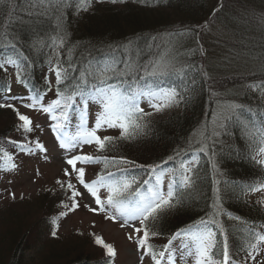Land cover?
I'll use <instances>...</instances> for the list:
<instances>
[{"label":"trees","instance_id":"1","mask_svg":"<svg viewBox=\"0 0 264 264\" xmlns=\"http://www.w3.org/2000/svg\"><path fill=\"white\" fill-rule=\"evenodd\" d=\"M30 2L32 0H5L0 4V58L12 56L22 66L28 65V76L38 88L43 87L49 68L57 63L64 68H68L69 63L83 68L88 64L110 63L113 55L123 60L136 53L140 62L147 63L168 52L174 57L172 63L177 69H186L183 77L173 73L146 78L153 89L160 84L187 91L186 104L181 103L165 116L150 117V130L146 134L116 141L100 154L122 155L137 163L153 164L180 151L181 156L176 160L162 165L165 171L178 168L180 160L186 163L196 159L195 189L184 193V205L178 213L168 215L157 225L156 230L163 232L162 237L151 241L157 249L166 243L172 232L195 224L201 218H215L223 224L233 250L240 249L250 228L264 232V205L251 202L247 197L251 193L249 186L264 183V166L252 159L259 148L264 147V92H253L248 87L264 83V53L261 51L264 0H247L241 11L235 12L227 5L218 6L220 10L215 17H223L226 10L230 40L222 43V52L218 51L221 52L220 63L209 66L206 63L202 68L193 55V44L197 27L217 8L208 6L210 0H125L117 4L66 0L44 16L36 15L35 10H31L33 15H27ZM58 17L61 30L56 27ZM61 39L63 47H59ZM13 43L15 48L7 46ZM117 45H128V49L113 52ZM231 64H237L239 71H232ZM72 74L79 75L78 72ZM3 75L0 72V76ZM14 89L25 91L19 86ZM231 103L252 111L243 112L240 122L229 120L225 128H216L218 118L222 112L227 114L225 109ZM7 113L0 110V118ZM69 115L74 125L77 114L69 110ZM10 123H0V137L12 135L15 138L16 135L8 131L12 130ZM213 130L221 134L205 139ZM202 144L207 145V154L199 151ZM131 171L147 178L139 169ZM217 180L220 182L215 185L220 189L218 204L213 194ZM28 202L16 212L9 208L10 204L0 208V264H104L103 250L84 237L77 239L74 245L62 244L60 248L55 247L60 245L57 243L60 238H39L41 245L35 247L43 251L28 258L27 246L34 241L36 244L34 230L39 223L56 217L59 201L48 192H40ZM182 239L174 241V247H178ZM94 246L103 256L96 254Z\"/></svg>","mask_w":264,"mask_h":264},{"label":"snow or ice","instance_id":"2","mask_svg":"<svg viewBox=\"0 0 264 264\" xmlns=\"http://www.w3.org/2000/svg\"><path fill=\"white\" fill-rule=\"evenodd\" d=\"M4 2L5 0H0V4ZM65 2L66 0H59V3H53V0H32L28 4L30 11L26 14L33 15L31 10H35L36 15L44 16L50 9L58 8ZM87 2L88 0H81L82 4ZM94 2L117 4L124 3L125 0ZM220 7L214 8L210 15L215 17ZM56 27L58 30L62 29L59 17ZM7 46L16 47L14 43ZM63 46L64 40L61 39L59 47ZM120 48L127 50L128 45H117L113 52ZM261 51L264 53V46H261ZM173 59L171 53L165 52L143 63L139 61L138 54L134 53L123 60H118L113 55L110 63L95 66L88 64L83 68L71 63L68 68H64L57 63L49 68V72L54 74L55 83L45 76L43 87L38 88L28 76V65L22 66L12 56L0 58V72L4 74L0 76V110L13 116L12 131L16 134L15 138L0 137V172H19L22 164H18L16 160L21 155L46 162L55 158L62 161V177L54 179L53 187L43 189L57 197V207L61 209L50 220L48 235L54 240L60 238L58 221L82 207L89 213L102 215L103 219L118 223L121 229H129L126 239L135 245L138 264H143L145 258H149L151 264H175L177 257L181 260L185 257L194 258V264H264V232L250 228L240 249L233 250L227 231L215 218H201L195 224L178 228L159 249L151 243L154 238L163 236L162 231L156 230L157 225L168 215L178 213L184 205V193L195 189L194 163L187 165L180 160L179 167L172 170L170 177L162 166L181 156L180 151L153 164L137 163L122 155H100L116 141L132 140L138 135L146 134L150 130L149 118L154 114L188 102L187 91L174 87L165 88L160 84H156L153 89L151 84L146 83L147 77L158 78L173 73L183 77L186 69H177L172 63ZM9 67L13 70L11 73ZM73 72H78L79 75H73ZM9 77H14V80ZM142 81L145 84L142 85ZM192 83L195 84V80ZM14 85L22 87L24 93L15 92ZM248 87L253 92H264V83L249 84ZM49 92H54V98L45 103ZM142 98L148 102L151 112L145 111L140 105ZM90 105L98 106L91 124ZM69 110L77 114L74 125ZM245 111L252 110L241 104L227 105V114L222 112L215 127L223 129L229 120L240 122L241 114ZM33 112L37 113L36 119L31 115ZM39 116L44 117L43 121L39 120ZM70 127H74V131H70ZM109 129L118 130V136L99 134ZM220 134L213 130L212 135L205 139L218 137ZM42 136L48 139L44 140ZM93 145L97 154L83 151L84 146ZM207 150L206 144L199 147V151L205 154ZM257 156L264 157V147L259 148ZM257 156L252 159L264 166V158L257 159ZM98 164H103L104 167L95 173V178H89L88 166ZM216 167L213 163V168ZM131 169L141 170L147 178L138 177ZM35 171L37 176L41 175L39 169ZM219 183L218 180L214 181L216 204L220 201V189L215 185ZM248 191L264 192V183L249 186ZM8 195L13 201L17 199L14 192H9ZM19 198L23 200L24 194L21 193ZM234 219L240 220V217ZM89 235L93 243L103 250L104 264H114L118 255L114 245L94 232ZM178 238L183 239L178 247H174V241ZM35 251L39 253L43 249L35 247Z\"/></svg>","mask_w":264,"mask_h":264},{"label":"rangeland","instance_id":"3","mask_svg":"<svg viewBox=\"0 0 264 264\" xmlns=\"http://www.w3.org/2000/svg\"><path fill=\"white\" fill-rule=\"evenodd\" d=\"M221 2V3H220ZM247 0H210V4L208 6L218 7L219 5L229 6L232 12L241 11V9L246 5ZM212 7V8H213ZM223 8V9H224ZM228 8V7H226ZM226 10L223 12V17H209L206 22L199 24L197 27L196 36L194 38V57L198 58L197 63L200 68L204 67L206 63L208 66L210 63L218 64L220 63L218 60L220 59V53L222 52V43L225 41L226 44L230 40V30L227 28V22L225 20ZM218 51H221L220 53ZM203 53V54H202ZM214 58V59H213ZM17 59V58H16ZM216 59V62H214ZM18 60V59H17ZM19 62V61H18ZM106 63V62H104ZM103 63V64H104ZM230 69L232 71H239V66L237 64H231ZM13 70L9 67V72L11 73ZM47 77L55 83V77L53 73L47 72ZM14 80V77H9ZM17 86L14 85V88ZM15 92L21 93L19 90L14 89ZM24 93V92H23ZM54 98L53 92H49L45 103L48 100ZM140 105L145 109V111L151 112L152 109L148 106V102L145 99L140 100ZM176 107H172L166 109L160 113H156L153 116L162 117L166 114L173 112L176 110ZM23 110V109H22ZM98 110V106L90 105V124L93 122L95 112ZM34 119L37 118V113H31ZM44 117L39 116V120L43 121ZM8 122L10 125L13 122V116L10 113H7V116L0 118V123ZM70 131H74V127H70ZM11 132L12 130H8ZM12 133L16 135L13 131ZM100 135H118V130L109 129L103 130L99 133ZM12 136V135H11ZM44 140H47L48 137L42 136ZM13 151L12 149H9ZM83 151L85 153L97 154L95 152V146H84ZM257 156V152L255 153ZM264 158L257 156V159ZM196 159H192L190 164H193ZM16 162L18 164H22V167L19 172L14 173H4L0 172V208L7 207L10 204L11 209L18 211L20 207L30 200L35 199V196L40 192L43 193L44 188H51L54 185V179L57 176L62 177V169L64 167L62 161L59 158L51 159L49 161H44L42 159L36 157H23L22 155L17 157ZM104 166L102 164L98 165H90L87 169V176L89 178H95V173L99 172L101 168ZM36 169L40 170L41 175H36ZM168 176H171L172 171L166 170ZM11 181V183H9ZM33 181H35L33 183ZM167 183V177L165 178V184ZM14 192L17 196V199L13 201L8 193ZM21 193L24 194V199L21 200L19 197ZM51 194V193H49ZM248 199L251 202H258L264 205V192H251L247 195ZM62 198V197H61ZM13 202V203H12ZM29 203V202H28ZM27 203V204H28ZM81 203H84L82 201ZM31 208V207H30ZM61 209H59L60 211ZM30 212V211H28ZM41 222V220H39ZM60 224L59 228V237L60 239L57 241L58 244L55 247H61L62 244L65 245H74L77 239H81L82 237L86 238L88 241L93 243L92 237L89 233L94 232L97 235H101L104 240L108 243L114 245L117 249L118 255L114 261V264H138V256L135 252V245L126 239V235L129 229H121L118 223H112L103 219L102 215H96L89 213L86 209L82 207L77 210L75 213H70L66 218H63L58 221ZM93 222H95V226H93ZM50 222L42 223L38 225V227L34 230V235L36 237V244L33 242L31 245H28V250L26 252V256L28 258H34L36 255V251L34 247L36 245H41V240L47 238L49 232ZM48 230V231H47ZM78 232L84 233L83 235H78ZM40 238V239H39ZM94 244V243H93ZM26 247V248H27ZM63 247V246H62ZM94 251L98 256H103L101 251H99L94 246ZM91 250V249H89ZM143 264H150V259L145 258ZM177 264H194V258L185 257V259L181 260L177 257Z\"/></svg>","mask_w":264,"mask_h":264}]
</instances>
